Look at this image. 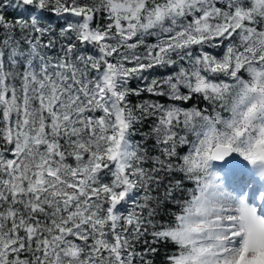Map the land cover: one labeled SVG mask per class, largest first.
Segmentation results:
<instances>
[{"label": "snow or ice", "instance_id": "6c2138e0", "mask_svg": "<svg viewBox=\"0 0 264 264\" xmlns=\"http://www.w3.org/2000/svg\"><path fill=\"white\" fill-rule=\"evenodd\" d=\"M0 264H264V0H0Z\"/></svg>", "mask_w": 264, "mask_h": 264}]
</instances>
